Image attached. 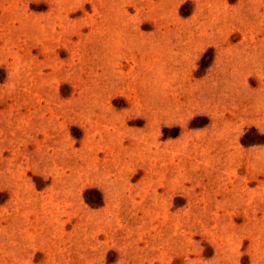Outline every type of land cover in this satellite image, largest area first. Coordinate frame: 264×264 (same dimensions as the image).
<instances>
[{
	"label": "rangeland",
	"instance_id": "obj_1",
	"mask_svg": "<svg viewBox=\"0 0 264 264\" xmlns=\"http://www.w3.org/2000/svg\"><path fill=\"white\" fill-rule=\"evenodd\" d=\"M0 264H264V0H0Z\"/></svg>",
	"mask_w": 264,
	"mask_h": 264
}]
</instances>
